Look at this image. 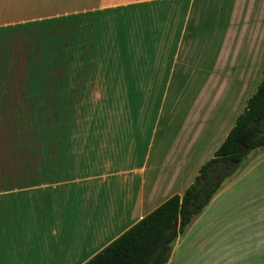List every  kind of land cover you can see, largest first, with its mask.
Segmentation results:
<instances>
[{"label":"crops","instance_id":"1","mask_svg":"<svg viewBox=\"0 0 264 264\" xmlns=\"http://www.w3.org/2000/svg\"><path fill=\"white\" fill-rule=\"evenodd\" d=\"M73 17L99 26L79 67L111 108L4 167L0 264L90 262L186 192L264 80V0H0V32ZM262 149L221 188L222 264H264Z\"/></svg>","mask_w":264,"mask_h":264},{"label":"rangeland","instance_id":"2","mask_svg":"<svg viewBox=\"0 0 264 264\" xmlns=\"http://www.w3.org/2000/svg\"><path fill=\"white\" fill-rule=\"evenodd\" d=\"M94 25L92 19L88 21L74 18L63 25L52 23L38 27L10 28L0 32V191L4 167L11 166L10 164L19 159L20 155L25 157L29 155L28 152L25 153L27 147L19 145L20 140L16 132L22 134L20 139L25 143L30 141L37 143L36 140L45 138L41 131L46 128H67L72 124L73 127H77L76 116L79 112L94 113V107L98 108L97 111H110L111 107L108 104L94 105V98L101 93L109 96V90L87 88L90 74L85 73V66L79 67L81 64L91 66L89 61L86 60L84 63L82 61L93 49L97 38L96 34L99 31L96 29L99 26ZM1 69L6 72L2 73ZM33 72L36 76L39 73L43 77L59 73L63 74V80L69 84L79 82L81 85L80 93L77 95L80 97L79 102L75 101L74 104L66 97L57 103L51 98L41 102L34 101L43 100L35 98L37 94L27 95L25 91L21 94L20 84L24 87L45 84L32 77ZM72 89L70 87V90ZM4 90L7 91L6 94ZM124 94L122 90V96ZM1 101L4 104H1ZM15 105L17 109L19 107L18 115L8 116ZM121 108L123 109V106ZM25 119L29 120L32 126L28 131L31 137H25L27 133ZM259 152L264 154V149ZM222 191L223 189L218 191L210 205L193 220L185 234L180 236L178 243L182 245L175 255L173 264H222ZM190 243L194 244V248L190 250V255L185 256L184 251ZM199 244L203 245L198 246Z\"/></svg>","mask_w":264,"mask_h":264},{"label":"trees","instance_id":"3","mask_svg":"<svg viewBox=\"0 0 264 264\" xmlns=\"http://www.w3.org/2000/svg\"><path fill=\"white\" fill-rule=\"evenodd\" d=\"M74 18L53 20L49 24L63 25ZM40 25L44 24L25 27ZM1 70L2 73L6 72L4 69ZM62 75L52 73L49 77H43L39 73L36 76L33 72L31 76L45 84L26 87L20 84L19 90L21 94L25 91L27 95L37 94L35 98L43 99H34V101L45 102L51 98L57 103L63 97L68 98L67 82L63 80ZM12 94L16 93L12 92ZM1 104L4 103L1 101ZM13 109L16 110L8 113V116L18 115L19 107L17 109L15 105ZM28 121L27 119L24 121L27 127L25 137H31L28 131L32 126ZM18 133L16 132L20 140L19 145L28 146L30 143L21 140L22 134ZM261 148H264V80L256 94L249 100L245 112L237 119L236 126L226 141L217 150L214 158L201 168L199 176L186 192L182 196L171 198L87 264H168L174 244L179 237L185 234L193 220L209 206L224 182L237 173L241 164L252 152ZM177 218H179V227L175 230Z\"/></svg>","mask_w":264,"mask_h":264},{"label":"water","instance_id":"4","mask_svg":"<svg viewBox=\"0 0 264 264\" xmlns=\"http://www.w3.org/2000/svg\"><path fill=\"white\" fill-rule=\"evenodd\" d=\"M178 227H179V218H177L175 221V230L178 229Z\"/></svg>","mask_w":264,"mask_h":264}]
</instances>
